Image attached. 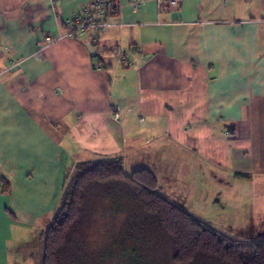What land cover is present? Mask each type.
Wrapping results in <instances>:
<instances>
[{
    "label": "crops",
    "instance_id": "crops-1",
    "mask_svg": "<svg viewBox=\"0 0 264 264\" xmlns=\"http://www.w3.org/2000/svg\"><path fill=\"white\" fill-rule=\"evenodd\" d=\"M86 2L0 0V264H43L67 176L102 157L205 222H264V0H117L100 39L132 62L101 69L68 33Z\"/></svg>",
    "mask_w": 264,
    "mask_h": 264
},
{
    "label": "trees",
    "instance_id": "trees-1",
    "mask_svg": "<svg viewBox=\"0 0 264 264\" xmlns=\"http://www.w3.org/2000/svg\"><path fill=\"white\" fill-rule=\"evenodd\" d=\"M0 180L8 191V182L3 177ZM158 185L157 176L149 169L127 174L121 156L79 162L65 180L59 205L47 227L43 264H73L75 254L82 250L77 247L82 219L90 217L88 204L94 198L102 201L117 194L131 197L143 213L158 218L173 240L175 264H191L201 254L218 259L220 264H264V239L240 240L224 235L163 197Z\"/></svg>",
    "mask_w": 264,
    "mask_h": 264
},
{
    "label": "rangeland",
    "instance_id": "rangeland-1",
    "mask_svg": "<svg viewBox=\"0 0 264 264\" xmlns=\"http://www.w3.org/2000/svg\"><path fill=\"white\" fill-rule=\"evenodd\" d=\"M227 179L234 180L231 176ZM200 180L199 183L205 182ZM189 192L190 189L182 194ZM219 196L215 194L207 203L220 206L215 202ZM191 201L194 208L205 211V203L201 205L195 197ZM87 209H90V217L87 215L85 220L82 219L77 247L82 250L79 254L74 253L73 264H175L172 260L175 254L172 238L156 216L142 212L136 200L124 194L111 195L102 201L94 198ZM250 220L228 221L219 214L209 217L207 223L232 239H264V222ZM250 234L254 236L245 238ZM38 236L41 245L44 241L41 229ZM191 264H220V261L201 254Z\"/></svg>",
    "mask_w": 264,
    "mask_h": 264
},
{
    "label": "built area",
    "instance_id": "built-area-1",
    "mask_svg": "<svg viewBox=\"0 0 264 264\" xmlns=\"http://www.w3.org/2000/svg\"><path fill=\"white\" fill-rule=\"evenodd\" d=\"M150 0H129V5L132 9H139L145 2ZM159 5H165L171 9L180 7L181 0H154ZM117 0H87V2L79 9L75 16L67 21L68 33L83 35L89 29L94 30L92 45L95 48L96 54L94 56L95 68L101 69L103 67L104 59L107 56L117 58L119 62L131 63V54L117 43L114 45H107L101 43L100 34L106 27L110 25L108 22V15L113 11ZM56 39L46 37L44 45H51ZM41 55H38L40 58Z\"/></svg>",
    "mask_w": 264,
    "mask_h": 264
},
{
    "label": "water",
    "instance_id": "water-1",
    "mask_svg": "<svg viewBox=\"0 0 264 264\" xmlns=\"http://www.w3.org/2000/svg\"><path fill=\"white\" fill-rule=\"evenodd\" d=\"M88 49H89L91 55L94 57L95 54H96V51H95V48L93 47V45L92 44H89L88 45Z\"/></svg>",
    "mask_w": 264,
    "mask_h": 264
}]
</instances>
